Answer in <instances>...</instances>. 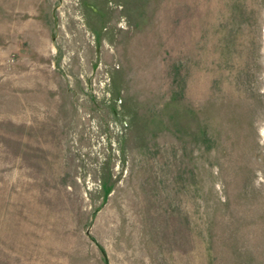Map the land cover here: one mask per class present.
<instances>
[{"label":"rangeland","instance_id":"374dc122","mask_svg":"<svg viewBox=\"0 0 264 264\" xmlns=\"http://www.w3.org/2000/svg\"><path fill=\"white\" fill-rule=\"evenodd\" d=\"M0 264H264V0H0Z\"/></svg>","mask_w":264,"mask_h":264}]
</instances>
